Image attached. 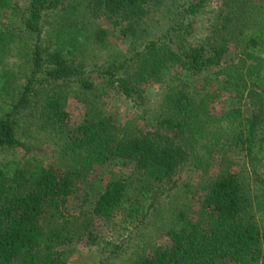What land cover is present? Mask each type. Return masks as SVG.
<instances>
[{
  "label": "trees",
  "instance_id": "trees-1",
  "mask_svg": "<svg viewBox=\"0 0 264 264\" xmlns=\"http://www.w3.org/2000/svg\"><path fill=\"white\" fill-rule=\"evenodd\" d=\"M167 1L93 0L89 9L121 36L139 40L149 31L141 22ZM209 1L190 2L160 39L135 52L133 63L113 64L100 72L126 97L143 104L146 97L139 82L162 78L169 68L177 67L185 78L179 77L166 95L168 116L158 119L156 129L128 138L113 135L106 119L61 130L66 139L61 153H72L79 167L63 169L46 158L30 159L27 155L34 147L19 138L17 129L22 120L33 125L31 119L37 118L44 128L68 118L60 97L50 93L46 82L77 79L83 88L93 87L85 80L87 71L77 63L89 36L83 27L65 23L57 30V50L45 53L42 20L61 0H30L23 17L27 31L37 36L32 71L19 99L0 117V149L19 147L27 153L0 163V264H66L57 247L71 239L64 233L69 231V216L75 215L69 211L70 199L77 191V180L87 179L96 163L113 164L119 174L114 171V176L91 183L102 191L90 207L86 198L80 216L129 223L147 217L164 187L187 162L201 165L202 147L210 155L218 149L222 153L237 149L251 161H264V2L227 0L228 10L223 8L220 14L223 28L213 25L209 44L188 46L196 17ZM9 6L10 0H0V19ZM107 34L98 29L94 35L102 42ZM232 41L238 61L230 64L226 57ZM123 69L129 78L121 76ZM210 72L221 77L217 90L238 99L250 97L257 105L255 112L250 116L241 107L213 112L203 96L211 85L204 78L199 81ZM7 77L0 70V92L9 86ZM204 138L208 141L199 144ZM246 189L240 173L221 170L209 179L196 217L181 213L182 225L169 232L172 243L133 264H260L263 233ZM259 198L257 207L263 216L264 193Z\"/></svg>",
  "mask_w": 264,
  "mask_h": 264
},
{
  "label": "rangeland",
  "instance_id": "rangeland-1",
  "mask_svg": "<svg viewBox=\"0 0 264 264\" xmlns=\"http://www.w3.org/2000/svg\"><path fill=\"white\" fill-rule=\"evenodd\" d=\"M92 1L61 0V5L56 9H48L42 20L41 44L45 53H53L58 48L55 43L56 34L61 25L66 23L83 27L89 38L77 57V63L83 65L87 71L85 80L93 87L83 88L77 79L46 82L50 93L60 97L68 118L64 122H58V125L50 123L44 128L37 118L31 119L33 125H29L30 121L22 120L17 129L19 138L34 147L27 155L30 159L46 158L48 163L63 169L79 167L73 160L72 153H61L66 140L61 130L66 132L84 122H97L101 119L108 120L111 133L118 138H128L154 130L157 128L158 119L168 116L165 98L171 86L179 83V77L185 78L180 69L172 67L162 78L140 81L138 85L144 89L146 97L145 103L141 104L134 98L126 97L114 81L100 72L113 64L133 63L135 52L143 50L148 41L160 39L179 17V12L194 0H168L141 22V27H148L149 31H145L139 40L121 36L105 18L95 17L89 9ZM29 4L30 0H10L7 13L0 19V70L9 79L8 88L0 92V117L5 116L19 99L32 71L37 36L27 31L23 17ZM223 8L228 10L227 0L208 2L204 11L196 17L195 30L186 41L188 46L209 44L214 31L213 25L216 24L220 30L223 28L224 22L220 16ZM98 29H105L108 33L102 42H98L94 35ZM228 46L226 61L231 64L238 61L237 49L234 41ZM120 74L129 78L125 69ZM203 78L207 85H211L204 92V102L213 112L237 107H241L250 116L255 112L257 105L250 97L238 99L228 92L217 90L222 85L219 79L221 77L217 78L210 72L200 77L201 83ZM207 141L204 138L199 144ZM201 151L205 159L201 165L196 166L194 160L187 162L174 180L164 187V192L147 217L129 223L107 222L92 215L80 216L81 210L86 208V198L90 200V203L87 202L90 207L102 191L97 190L98 187L91 183H96L101 176H114V171L116 175L119 174L113 164H94L87 179L82 177L77 180V191L70 199L69 211L75 215L69 216L70 223L66 224L69 231L64 233L71 239L57 247L63 253L66 264H133L155 248L170 245L172 241L169 232L182 225L181 213L190 218L196 217L209 179L223 169H231L244 177L246 190L252 199L255 220L263 233L264 256V215L261 216L257 207L259 197L264 193V161H251L237 149L223 152L224 154L218 149L211 155L204 147ZM25 154L26 151L19 147L0 149V163ZM83 234L84 239L78 241L77 236ZM260 264H264V258Z\"/></svg>",
  "mask_w": 264,
  "mask_h": 264
}]
</instances>
